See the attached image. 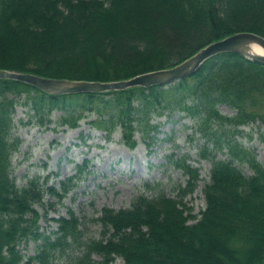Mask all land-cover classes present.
<instances>
[{"label":"trees","instance_id":"trees-1","mask_svg":"<svg viewBox=\"0 0 264 264\" xmlns=\"http://www.w3.org/2000/svg\"><path fill=\"white\" fill-rule=\"evenodd\" d=\"M245 32L264 37V0H0V70L53 80H127ZM18 106L30 114L26 124L46 127L59 112L56 127L75 129L84 120L106 140L119 131L130 150L138 137L151 144L157 119H190L203 141L198 155L210 164L204 210L191 221L183 202L201 181L199 169L188 156L170 155L168 164L185 177L175 198L159 191L136 196L128 208L103 207L94 218L99 239L84 237L71 209L52 218L54 231L42 229L38 208L45 196L64 199L89 160L58 188L49 175L18 186L11 176ZM256 122L264 127V63L236 53L217 54L169 85L102 93L49 95L0 79V264H58L62 257V264H264V164L237 140L242 127ZM29 243L30 254L20 248Z\"/></svg>","mask_w":264,"mask_h":264},{"label":"rangeland","instance_id":"rangeland-1","mask_svg":"<svg viewBox=\"0 0 264 264\" xmlns=\"http://www.w3.org/2000/svg\"><path fill=\"white\" fill-rule=\"evenodd\" d=\"M221 111L225 115L233 114L226 107H221ZM59 115V112H53L50 116L52 124L38 127L31 122L26 124L30 120L26 108L18 106L14 114L13 137L19 140V147L11 157V176L18 186L32 177L49 175V185L58 188L60 181L76 174L77 165L84 159L89 160L88 169L81 174L82 179L69 185V193L64 199L59 202L45 196L44 205L38 208L42 229L54 231L57 224L52 218L65 216L71 209L81 221L84 237L99 239L101 232L94 218L103 207L128 208L136 196H152L159 191L175 198L185 177L168 164L170 155L188 156L189 162L199 169L201 181L198 187L183 200L195 216L191 221L199 218L205 208L202 187L208 180L210 164L198 155V147L203 141L194 134L190 119L179 116L157 119L159 132L151 144L146 145V141L138 137L136 148L130 150L122 144L119 131L106 140L103 133L90 128L84 120L75 129L56 127ZM241 129L242 136L237 140L243 147L255 151L258 161L264 164V127L256 122ZM218 158L225 157L219 155ZM242 169L249 173L246 166ZM20 248L30 254L33 244ZM63 261L62 257L58 264ZM115 264L124 263L117 260Z\"/></svg>","mask_w":264,"mask_h":264},{"label":"water","instance_id":"water-1","mask_svg":"<svg viewBox=\"0 0 264 264\" xmlns=\"http://www.w3.org/2000/svg\"><path fill=\"white\" fill-rule=\"evenodd\" d=\"M223 52L237 53L249 60L264 63V38L253 33H237L206 45L191 57L171 68L138 75L131 79L117 82L53 80L28 73H15L5 70H0V79H11L30 84L51 95L99 93L134 86L150 87L152 85H166L190 76L207 59Z\"/></svg>","mask_w":264,"mask_h":264}]
</instances>
